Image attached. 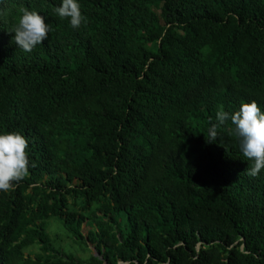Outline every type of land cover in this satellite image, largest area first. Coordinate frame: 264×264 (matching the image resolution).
<instances>
[{"label":"trees","instance_id":"trees-1","mask_svg":"<svg viewBox=\"0 0 264 264\" xmlns=\"http://www.w3.org/2000/svg\"><path fill=\"white\" fill-rule=\"evenodd\" d=\"M78 2L72 29L59 0H0V132L29 160L0 192V264H264V169L230 121L207 135L220 106L264 111V0ZM22 10L51 29L31 52ZM52 222L98 256L57 252Z\"/></svg>","mask_w":264,"mask_h":264},{"label":"clouds","instance_id":"clouds-1","mask_svg":"<svg viewBox=\"0 0 264 264\" xmlns=\"http://www.w3.org/2000/svg\"><path fill=\"white\" fill-rule=\"evenodd\" d=\"M54 12L61 19L67 18L72 29H78L84 21L78 0H59ZM50 31L44 16L36 11L22 10L11 31L14 33L12 42L22 52H31L41 45ZM215 121L207 129L208 142L218 137L219 125L230 121L239 139L240 152L246 161H251V167L245 169L246 174L256 177L264 169V111L255 100L240 104L231 114L220 106L215 113ZM27 146L25 137L20 133L0 132V192L14 189L16 182L26 175L29 167Z\"/></svg>","mask_w":264,"mask_h":264},{"label":"rangeland","instance_id":"rangeland-1","mask_svg":"<svg viewBox=\"0 0 264 264\" xmlns=\"http://www.w3.org/2000/svg\"><path fill=\"white\" fill-rule=\"evenodd\" d=\"M90 230L91 228L87 227L86 224H83L82 233L85 237L88 236ZM47 232L51 239V246L61 254L63 252L59 251L60 249L68 251L69 247H74L72 250L75 252L77 260L87 259L90 254L98 256L94 245L88 244L89 245L88 249L91 251L89 252L88 250H85L87 249L85 246H82L80 244L74 245L73 243H70V241L66 236L65 231H63L61 225H59L58 223H54V222L50 223ZM82 249L84 251L81 252Z\"/></svg>","mask_w":264,"mask_h":264},{"label":"water","instance_id":"water-1","mask_svg":"<svg viewBox=\"0 0 264 264\" xmlns=\"http://www.w3.org/2000/svg\"><path fill=\"white\" fill-rule=\"evenodd\" d=\"M97 256V255H96ZM119 264H123V263H119Z\"/></svg>","mask_w":264,"mask_h":264}]
</instances>
